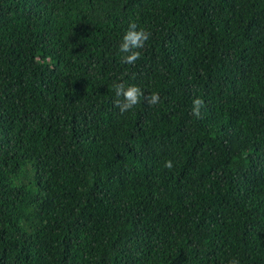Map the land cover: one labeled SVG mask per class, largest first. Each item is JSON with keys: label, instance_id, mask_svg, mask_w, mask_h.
Returning <instances> with one entry per match:
<instances>
[{"label": "trees", "instance_id": "1", "mask_svg": "<svg viewBox=\"0 0 264 264\" xmlns=\"http://www.w3.org/2000/svg\"><path fill=\"white\" fill-rule=\"evenodd\" d=\"M233 259L264 264V0H0V264Z\"/></svg>", "mask_w": 264, "mask_h": 264}, {"label": "clouds", "instance_id": "2", "mask_svg": "<svg viewBox=\"0 0 264 264\" xmlns=\"http://www.w3.org/2000/svg\"><path fill=\"white\" fill-rule=\"evenodd\" d=\"M138 26L135 22L129 25V30L125 33L122 41L119 45V52L124 55L121 57V62L134 65L138 59L141 58V52L139 49L145 47L147 41L150 39L151 33L145 28L137 30ZM115 93L117 97H123V101L117 99L115 101L116 106L120 108V111L127 112L140 103L141 97L144 96L143 90L137 85H128L127 87L123 83L114 85ZM149 105H156L160 102V96L157 92L151 93L145 97ZM204 106L202 99H195L193 101V115L200 116V109ZM173 161L167 160L164 163V167L171 169L173 167ZM230 264H240L238 259H233Z\"/></svg>", "mask_w": 264, "mask_h": 264}]
</instances>
